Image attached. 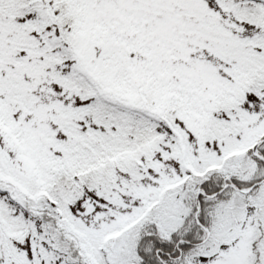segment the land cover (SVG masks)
Instances as JSON below:
<instances>
[{"label": "snow or ice", "instance_id": "snow-or-ice-1", "mask_svg": "<svg viewBox=\"0 0 264 264\" xmlns=\"http://www.w3.org/2000/svg\"><path fill=\"white\" fill-rule=\"evenodd\" d=\"M0 264H264V0H0Z\"/></svg>", "mask_w": 264, "mask_h": 264}]
</instances>
